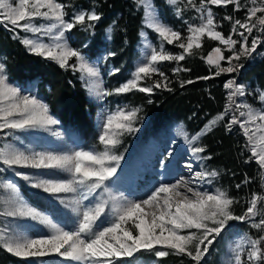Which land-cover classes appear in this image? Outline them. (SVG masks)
<instances>
[{"label":"snow or ice","instance_id":"1","mask_svg":"<svg viewBox=\"0 0 264 264\" xmlns=\"http://www.w3.org/2000/svg\"><path fill=\"white\" fill-rule=\"evenodd\" d=\"M138 2L145 10L146 27L158 35L161 45L156 48L148 43L150 53L136 68L133 78L113 91H105L103 95H112L113 92L124 94L134 89L151 94L153 88H167V78L156 64L163 61H183L185 54L191 55L194 49L202 46L205 37L220 42L232 51L231 56L225 57L222 49L216 47L207 56V62L218 69L215 75L218 76L222 72L233 73L243 67L233 62H238L242 55H251L261 42L259 37H253L249 45L248 38L252 36L254 29L264 32V0H251V6L246 7L245 20L243 22L235 20L232 34L228 36L217 30L210 6L233 5L235 10L240 11L245 7L240 0H199V7L193 0H187V3L200 14L201 23L189 25L188 35L183 38L179 31L158 19L151 0ZM169 3L175 5L177 0H169ZM65 8L66 6L59 0H0V23L11 26L13 30L19 28L34 36L41 33L48 36L50 43L30 37L22 38L21 43L32 53L55 61L61 68H71L73 71L86 70L88 76L98 78L100 75L98 68L89 64L79 49L69 46L65 34L78 24L92 27L91 22L100 20L101 16L94 10L81 11L74 14L71 20H66ZM225 19L232 20V17L228 16ZM37 20L49 23L40 25L35 23ZM237 27L242 31L238 32ZM233 35H239L242 39H233ZM164 42L178 43L184 54L166 52ZM237 44H240L238 51L235 50ZM109 55L114 56L115 53ZM72 58H75L76 63L69 64ZM225 60L229 65L227 68L222 67L220 63ZM118 71L119 69L112 70L113 74ZM175 71L178 72L180 69L177 68ZM156 73L165 77L164 83L156 81L152 87L140 86L143 78ZM225 88L229 90V103L224 113L210 121L206 129L210 131L212 125L224 119V115L234 106L238 116L232 115L226 126L231 130L232 125H239L247 138L246 147L250 150V160H255L259 167L264 169V110L258 111L249 104L236 103L235 97L246 94L244 84H238L231 79L226 82ZM259 98L264 101V93H261ZM139 111L121 108L106 116L99 136V143L103 145L102 151L79 148L60 153L26 152L9 144L0 146V163L9 169L18 167L48 170L42 175L67 173L68 179L34 178L20 171H16L15 175L28 181L31 187L41 189L52 196L76 194L68 206L75 205L73 211L78 217L72 228L54 223L47 215L20 199L16 184L7 182L3 187L11 193V197L3 202L5 208L0 215L39 221L51 229V234L39 238L0 235V247L17 257H44L55 253L80 264H113V259L133 257L141 250L156 249L157 257H166L171 251L187 255L195 264H200L228 221H250L252 228L264 230V208L258 209V203L264 200V196L257 194L252 195L243 215H233L231 209L236 201L226 191L220 189L215 192L202 191L190 186V182L183 178L175 183H161L147 194L146 198L129 200L122 193L112 195L107 182L117 174L119 163L123 159V156L117 155L114 150L121 143L120 137L124 133L138 130L134 128V124L139 118ZM58 123L46 103L34 95L22 94L20 88L9 83L5 74V64L0 63V131L8 130L6 135H11L14 131L41 129L59 136L60 133L53 130V126ZM200 135L197 133L191 139L185 137L191 152L198 158H201L199 154L205 152L203 146H194ZM188 167L191 169V164ZM216 175L215 171L197 172L195 178L204 179ZM236 187L239 188L240 185ZM90 197L97 198L93 202L90 201ZM84 201L90 202L85 204ZM106 209L112 213L110 222L107 226L98 228L97 221L105 214ZM258 216L262 218L257 222ZM248 244L250 248L247 261L243 259L242 246L237 245L234 264L264 262L262 248L264 235L256 239L249 238Z\"/></svg>","mask_w":264,"mask_h":264},{"label":"trees","instance_id":"2","mask_svg":"<svg viewBox=\"0 0 264 264\" xmlns=\"http://www.w3.org/2000/svg\"><path fill=\"white\" fill-rule=\"evenodd\" d=\"M60 1L66 6L65 18L68 20H71L76 8L86 11L93 9L101 16L100 20L91 22L92 27L78 24L67 32L68 38L75 48L90 58L98 56L104 48H107L109 53H115L114 56L108 53L105 61L106 65L111 64L115 69H119L109 80L119 82L126 79L133 67L140 31L144 27V10L138 1ZM155 3L161 7L165 20L174 24L182 22V19L170 14L169 8L162 0H155ZM210 7L219 23V29L225 36L232 34L235 20H243L246 16V7H242L240 11L235 10L233 5ZM228 16H231L232 20L225 19ZM109 26H113L110 41L106 38ZM16 30L0 23V55L3 56L9 77L17 82L36 79L40 93L61 122L76 129L86 145L91 137L97 141L98 131L94 124L97 105L88 99L79 73L71 68H61L55 61L32 53L21 43ZM256 34L261 41L257 50L249 56L242 55L238 62L234 61L233 64L239 63L243 67L233 73L222 72L218 76L215 75L218 69L207 62V56L216 47L222 49L225 57L231 56L232 51L223 47L220 42L205 37L202 46L194 49L191 55L185 54L183 61L160 64V72L167 78V88H153L151 94L137 91L129 96V93H125V101L140 110L137 119L141 130L140 137H156L173 122L184 123L189 131L200 130L212 115L225 109V84L233 75H237L238 81L247 82L252 87L259 86L264 90V32L256 29ZM233 39L241 40L239 35H233ZM248 40L250 45L251 37ZM239 48L240 44H237L235 50L238 51ZM221 62L228 65L227 60ZM177 68L180 71H175ZM165 77H161L159 81L164 83ZM226 125L227 120L224 119L205 133L201 146L205 148L208 164L217 172L215 184L236 201L232 205V213L239 215L240 210L243 213V210L247 209L253 194H264V180L259 165L255 160H250L243 134L236 127L229 130ZM238 184L239 188L236 187ZM31 202L36 204L32 197ZM258 207L264 208L262 202L258 203ZM261 235H264V230L257 237ZM11 263L26 264L22 257H17L0 247V264Z\"/></svg>","mask_w":264,"mask_h":264},{"label":"rangeland","instance_id":"3","mask_svg":"<svg viewBox=\"0 0 264 264\" xmlns=\"http://www.w3.org/2000/svg\"><path fill=\"white\" fill-rule=\"evenodd\" d=\"M162 1L169 8L170 14L182 19V22L174 24L171 21L165 20L162 15L161 7L155 3V0H151V4L156 11L158 19L164 24L171 26L174 30L179 31L182 34V38L188 35L189 25L201 23L200 14L195 8L187 3V0H177L175 5L169 3V0ZM59 2L61 1L59 0ZM193 3L199 7V0H193ZM240 3L245 7L251 6V0H240ZM81 11L87 12L85 9L76 8L74 10V14ZM89 11H93V9ZM213 15L217 24V30L221 31L218 27L219 23L216 20L215 14L213 13ZM244 20L245 18L241 21L243 22ZM35 23L44 25L49 22L45 20H37ZM143 23L144 27L140 31V39L136 47L137 51L133 60V67L129 70L127 78L123 81L110 82L109 80L110 76L113 74L112 70L115 69V67H113L111 64L106 65L105 61L109 53L107 48H104L100 54L94 58L88 57L84 52L81 51L86 61L92 66L98 68L100 74L98 78L90 77L87 75L86 70H76L79 73V77L83 81L84 86L86 87L88 99L97 105V112L94 118V124L98 131L97 141H94V139L91 137L89 139V143L86 145L80 138L76 129L61 122L59 117L51 111L49 104L40 93L36 79L27 80L24 82L14 81L9 77L5 67V74L8 77L9 83L20 88L22 94L34 95L48 105L50 113L55 119L59 121L57 125L53 126V130L59 132L60 135L54 136L51 132H46L41 129L14 131L11 133V135H6L8 130H4L0 131V146L9 144L26 152L51 151L60 153L77 150L79 148H84L85 150L102 151L103 145L99 143V136L102 133V125L106 116L109 113H113L117 109L121 108L135 109L125 101V93L115 94L113 92L112 95H103V93L105 91H113L127 80L133 78V73L135 72L136 68L146 59L147 55L150 53V49L147 47L148 43L156 48H159L161 45V39L151 28L146 27L144 18ZM16 29L19 39L30 37L41 40L45 43L51 42L50 38L43 35L42 33L34 36L32 33L24 32L19 28ZM237 31H242V29L237 27ZM112 33L113 26H109L106 33V38L108 41L111 40ZM65 35L69 46L75 48L71 44L68 34L66 33ZM249 37H251V40L253 37H259L256 34V29H254L252 36ZM163 46L166 52L176 55L184 54V50L178 47V43L169 44L168 46L167 43L164 42ZM223 47L225 46L223 45ZM163 62L157 63L156 67L159 69L160 64ZM0 63H3V56L1 55ZM69 63H76L75 58H72ZM220 63L224 68L229 66L224 65V62ZM160 79L161 76L158 73L152 74L150 77L143 78L140 81V86L152 87L154 83ZM231 79H234L238 84H244L246 86V94L244 96L235 97L236 103L249 104L258 111L264 110V101H261L259 98L260 94L264 93L263 89H261L259 86L252 87L249 85V83L244 81H238L237 75L231 76L228 80ZM93 85L98 86L92 87ZM137 91L139 90L134 89L128 92L129 96H132L133 93ZM228 94L229 90L227 89L226 106L229 103ZM224 110L212 115L200 130L189 131L184 123L173 122L167 125L158 136L151 137L149 139L140 137V125L136 120L134 128L138 130L124 133L120 137L121 143L114 150L117 155L123 156V159L119 163L117 174L107 182L109 192L112 195H120L122 193L123 196L127 197L129 200H136L146 198L147 194H149L155 187H158L161 183H175L181 178L189 181L190 186L202 191L215 192L217 189H220L215 184L217 175L213 177H206L204 179L195 178V173L197 172H216V170L212 169L208 164L207 155L205 152L199 154L201 158L193 155L190 150L188 140H186L185 137L187 136L188 139H191L192 136L200 133L201 135L195 142L194 146H201V139L203 135L208 132L206 125H209L210 121L214 120L218 115L224 113ZM234 114L238 116V111H236L235 107L233 106V108L229 109L228 113L224 115V119L227 120V124ZM240 119L244 118L240 117ZM222 120H219L216 124L212 125L211 129L217 126ZM232 127L238 128L239 132L243 134L239 125H232ZM243 139L246 146L248 143L247 138L244 136ZM247 150L250 153L248 147ZM169 153L172 155L169 156ZM189 164L192 166L191 169L188 167ZM16 171L29 174L34 178H69V175L64 172H57L55 175H42V173L47 172L48 170L18 167L9 169L6 165L0 163V212H3L5 208V204L3 202L10 199L11 197V193L5 189L3 185L7 182H12L17 185L19 189V197L25 203L47 215L54 223H58L66 228L74 227V221L78 219L76 213L73 211V207L75 205L68 206V204L74 199L76 194L68 193L60 194L59 196H52L43 192L41 189L31 187L28 181H25L21 177L15 175ZM260 172L262 179L264 180V169L260 168ZM99 195L100 192L98 191L97 197H99ZM260 196H264V194ZM31 197L34 199L36 204L31 202ZM97 197H90V201L94 202ZM105 198H107V194L105 195ZM61 201H64V203H61ZM90 201H84V203L88 204ZM261 202L264 206V200ZM109 207H111V203ZM258 209L260 208L258 207ZM231 210L233 212V207ZM243 211L245 212L246 210ZM239 212V215L244 214V212L242 213L241 210ZM233 215L235 214L233 213ZM111 217L112 213L106 209L105 214L101 216L100 220L97 221V227L101 228L107 226V223L110 222ZM261 218L262 217L260 216L256 217V221L258 222ZM250 224V221H228L220 236H218L214 243L209 247L207 254L203 257L200 264H234L237 245L242 246L243 259L247 261V253L250 248L248 239L258 238L257 235L263 231L252 228ZM49 234H51V229L39 221L0 215V235L39 238ZM156 247L160 248L161 246ZM155 251L156 249L151 251L141 250L140 252L134 254L133 257L113 259V264H195L194 261L187 255H179L169 251L168 256L157 257L155 255ZM23 260L26 264H80V262L69 261L55 253L44 257L23 258Z\"/></svg>","mask_w":264,"mask_h":264}]
</instances>
